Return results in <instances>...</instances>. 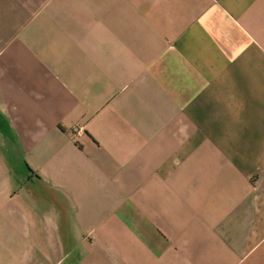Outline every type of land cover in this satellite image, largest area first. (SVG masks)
I'll return each instance as SVG.
<instances>
[{"label":"crops","instance_id":"0c3cea01","mask_svg":"<svg viewBox=\"0 0 264 264\" xmlns=\"http://www.w3.org/2000/svg\"><path fill=\"white\" fill-rule=\"evenodd\" d=\"M0 264H264V0H0Z\"/></svg>","mask_w":264,"mask_h":264}]
</instances>
